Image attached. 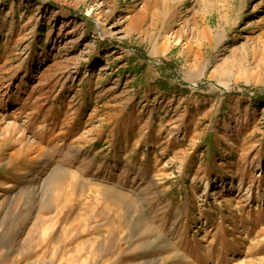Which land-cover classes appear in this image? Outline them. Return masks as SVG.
Returning <instances> with one entry per match:
<instances>
[{"label": "rangeland", "instance_id": "374dc122", "mask_svg": "<svg viewBox=\"0 0 264 264\" xmlns=\"http://www.w3.org/2000/svg\"><path fill=\"white\" fill-rule=\"evenodd\" d=\"M0 264H264V0H0Z\"/></svg>", "mask_w": 264, "mask_h": 264}]
</instances>
